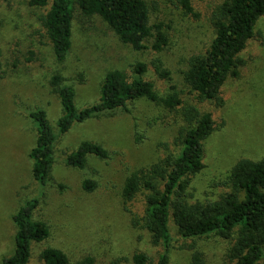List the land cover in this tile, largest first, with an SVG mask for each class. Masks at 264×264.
I'll return each mask as SVG.
<instances>
[{
    "label": "rangeland",
    "instance_id": "1",
    "mask_svg": "<svg viewBox=\"0 0 264 264\" xmlns=\"http://www.w3.org/2000/svg\"><path fill=\"white\" fill-rule=\"evenodd\" d=\"M148 1L150 5L152 1L150 23H162L166 34L160 50L151 47L152 37L135 50L98 15L87 17L76 10L71 45L61 61L54 58L38 19L50 0L43 7L30 5L28 0L0 1V264L14 250L12 214L32 196L38 199L32 216L47 223L49 234L30 243L27 264H43L38 254L45 246L64 250L69 264H86L81 263L86 256L91 264H109L117 258L119 264H133L130 257L136 250H146L155 258L157 248L149 245L146 231L132 224L133 217L142 214L143 194L124 201L121 186L130 170L152 163L168 150L178 151L174 140L186 125L180 114L183 104L209 112L215 123L202 141L203 167L190 177L188 201L216 198L224 191L219 182L237 159L264 157V13L255 20L254 35L238 52L245 63L221 85L220 101H198L183 82L182 72L189 55L208 48L214 35L209 16L222 0H191L196 17L170 0ZM154 58L168 70L167 77L154 71ZM137 62L145 64L142 75L152 81L158 94H166L173 85L183 103L170 109L139 97L97 117L73 122L57 136L50 180L40 193L28 156L36 137L30 112L43 109L56 131L61 105L49 77L59 73L74 88V105L80 109L98 99L108 70L117 68L130 76ZM82 140L101 144L108 157L88 154L83 167L66 164V153ZM84 178L94 179L96 188L84 191L80 186ZM168 225L174 237L169 264L189 263L190 251L181 244L190 241L202 252L203 264H232L225 254L229 240L216 234L182 239L171 219Z\"/></svg>",
    "mask_w": 264,
    "mask_h": 264
},
{
    "label": "trees",
    "instance_id": "2",
    "mask_svg": "<svg viewBox=\"0 0 264 264\" xmlns=\"http://www.w3.org/2000/svg\"><path fill=\"white\" fill-rule=\"evenodd\" d=\"M170 1L184 12L198 16L191 0ZM28 3L43 7L48 0H28ZM151 5L148 0H50L47 10L38 19L57 61L68 54L71 20L76 10L87 17L98 15L122 42L135 50L142 49L149 37H152L151 47L160 50L166 43V34L162 23H150ZM263 13L264 0H222L212 9L209 20L214 35L208 48L203 53L189 55L182 72L183 82L196 94L198 101H220V87L228 75H237V68L245 63L238 52L254 35L255 20ZM151 65L158 76L169 75L159 58H154ZM144 71L145 64L141 62L134 65L130 76L117 68L108 70L101 80L98 99L80 109L74 105V88L65 83L59 73L49 77L48 83L61 105L56 131L43 109L30 112L36 125V137L28 156L32 160L31 174L39 185L40 193L50 180L57 136L66 132L73 122L97 117L139 97L170 109L183 103L173 85L166 94H158L152 81L143 77ZM180 114L186 125L174 140V144L179 146L178 151L172 153L168 150L152 163L130 170L123 179L121 197L124 201L133 199L138 193L143 194L142 214L134 216L132 224L144 229L149 245L157 248L155 258L146 250L134 251L131 262L169 264L174 240L168 225L171 219L182 239L216 234L230 241L225 254L232 264H259L264 259V157L237 159L227 176L219 182L224 191L216 198L188 201L186 191L190 177L203 167L202 141L214 130L215 123L209 112H201L193 104H183ZM88 154L106 158L109 152L97 142L82 140L74 150L66 153L65 162L83 167ZM58 186L64 187L60 183ZM80 186L84 191H92L97 183L92 178H84ZM37 203V196L29 197L12 214L14 250L10 256L2 258V264H27L30 243L48 236L47 223L32 216ZM181 247L190 251L188 264H203L202 252L193 241L184 242ZM38 257L43 264H69L67 253L55 246L41 248ZM118 261V258L112 259L109 264H119ZM91 262L88 256L81 261Z\"/></svg>",
    "mask_w": 264,
    "mask_h": 264
}]
</instances>
